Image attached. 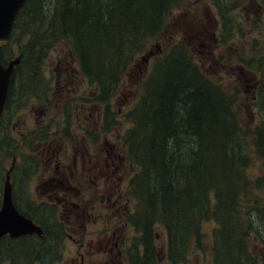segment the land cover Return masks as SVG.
I'll return each mask as SVG.
<instances>
[{
	"label": "trees",
	"instance_id": "16d2710c",
	"mask_svg": "<svg viewBox=\"0 0 264 264\" xmlns=\"http://www.w3.org/2000/svg\"><path fill=\"white\" fill-rule=\"evenodd\" d=\"M185 1L26 0L4 42L19 46L16 67H40L56 42L68 43L80 71L95 86L92 100L106 102L103 127H114L117 118L115 110L110 111L109 98L138 57L169 29V15ZM10 95L11 89L8 107ZM238 114L233 95L207 75L188 41L180 38L153 58L140 98L127 114L132 122L122 136L125 154L117 155L119 161L129 159L139 168L129 192L142 204L134 216L145 233L143 239H150L149 229L159 221L171 245L186 241L203 218L214 214L224 225L220 231L224 239L217 247L236 252L240 245L225 221L237 208V187L244 182L249 162L246 129ZM46 132L39 135L45 137ZM181 134H188L187 139ZM253 136L261 153L264 135L255 131ZM33 170L27 160L11 173L27 176ZM32 240L22 238V242Z\"/></svg>",
	"mask_w": 264,
	"mask_h": 264
},
{
	"label": "rangeland",
	"instance_id": "374dc122",
	"mask_svg": "<svg viewBox=\"0 0 264 264\" xmlns=\"http://www.w3.org/2000/svg\"><path fill=\"white\" fill-rule=\"evenodd\" d=\"M206 1L186 0L183 7L174 9L169 15V25L171 24L169 29L164 31L160 38L154 40L148 50L138 57L137 61L125 73L115 95L109 98L110 111L113 113V110H115L117 118L116 125L113 127L112 124L109 130L110 133L111 131L113 132V175L120 177L118 187L126 191V199L124 201L128 203L130 214L132 213L131 221L129 222L132 228L128 226V228L123 229L134 239L135 231H133V226L142 229L136 223L134 216L137 206L138 209H141L142 204L134 193L129 192V189L132 187L131 180L139 168L135 162L129 159L125 160L123 158L122 161L116 159L117 155L125 154L124 148H121L123 147L122 136L132 122L127 114L134 108L140 98L142 80L147 76L153 58L180 38L188 41L195 53L196 60L207 72V75L233 95V106L239 110L238 118L246 129L243 137L246 141L249 162H247L244 169V182L237 187V208L228 213L226 216L227 221H225L226 223L230 222L227 226L231 227V234L240 245L237 246L236 252H232V249L226 246L220 249L217 247L220 239H224V234L221 233L220 235L224 225L217 219L216 215L210 214L203 218L198 228L191 231L185 239V245L182 246L183 255L179 254L178 256L180 257L179 264H216L218 256H221L225 261L232 257V264H235L240 257L246 256L247 251L249 252V250L253 249L252 242L259 238L260 233L258 219L253 207L256 200V191L264 195V151L260 153L254 147L253 134L255 131H259L264 135V116L259 109L261 117L256 102L251 99V96H245L244 91L242 93L241 73L237 66L227 60L231 68H226L223 63L224 59L235 53V47H241L246 43V46L249 47L255 42V38L263 39L264 35L260 36L258 30L247 31L245 34L241 33L242 28L245 27L244 25H252L255 22L252 21L254 18L259 19L258 7L253 13L246 12V8L242 9L243 5L249 3V0H244L230 11V20L233 19L234 22L229 29V32H231L228 35L229 38L219 39L216 44V41L209 34L210 24H208V10L205 7ZM254 5H257V2ZM262 6L264 5L262 4ZM263 16L264 13L262 14ZM187 26H190V28ZM197 28L199 30L195 31ZM25 40L26 37L23 38L22 43ZM1 46L7 47L1 48ZM0 48L6 62L19 54V46L14 42H0ZM211 48L214 49L212 52L209 51ZM11 50L12 52L10 53ZM148 53L150 56L147 59L142 57ZM212 56L217 57V59L213 60ZM245 74L246 77H251L248 71ZM11 84L9 123L0 126V181L4 180L13 152L19 155L17 165L24 164L25 161L30 159V156H33L38 165L41 162V167L27 175L29 176L27 189L30 192V198L32 197L31 199L40 202L41 195L44 194L40 193L37 183L42 180L41 177H46L48 173L43 170L42 166L43 154L40 151L42 145L39 144V134L43 133V131H48L50 139H52L51 146L53 147L55 144V146L57 145L55 150L59 148V158L70 160L72 154L79 147L76 142L80 140L82 133L87 128L94 127L93 118L96 115L97 108L102 112L101 120H103V110L106 102L92 100L96 93L94 91L95 86L80 71L79 64L70 49V45L63 40L54 44L40 67L32 65L17 66L13 73ZM248 102L249 106L246 107ZM89 112L92 115H89ZM181 135L184 139H187L188 134ZM17 136L19 137L18 142L15 140ZM108 136L111 137L110 134ZM13 143H15L14 148H12ZM8 144H11V152H8L10 150L7 148ZM73 144L75 145L74 152ZM6 149L8 150L6 151ZM2 186L3 183L0 182V196L2 194ZM212 195L215 198L213 193ZM45 212L49 214L46 209ZM59 219L58 214L57 216L53 215L55 224L60 223ZM148 235L150 239L146 240L150 243L147 244L151 247V250L153 249L154 254L150 264H157L154 259L155 251L162 243H166L169 240V235L165 226L159 221L149 229ZM261 236H264V232H261ZM136 237L138 238V236ZM143 237L144 233L140 236L141 240L136 238L134 242L141 245L138 242L142 241ZM59 239L60 237L57 234L48 239L51 250V253L47 254L48 256L50 255L54 258L57 255H66L67 244L66 242L57 243ZM18 243L21 244L22 239ZM23 246L27 247L24 254L29 255L32 253L33 247L31 248L29 243H25ZM21 250L18 248V252ZM72 250H74V247ZM39 252L46 254L43 251ZM5 255L7 254H2V256ZM12 255L21 256L20 253L15 254V252ZM140 261L141 259L137 257V253H133L131 264H138ZM0 264H3V262ZM162 264H170V262L166 259Z\"/></svg>",
	"mask_w": 264,
	"mask_h": 264
},
{
	"label": "flooded vegetation",
	"instance_id": "af4514ba",
	"mask_svg": "<svg viewBox=\"0 0 264 264\" xmlns=\"http://www.w3.org/2000/svg\"><path fill=\"white\" fill-rule=\"evenodd\" d=\"M241 1L244 0H207L205 2V7L208 10V24H210L209 34L216 44L219 39L229 38L228 35L231 33L229 29L234 21L233 19L225 20V16H229L232 8L240 5ZM256 2L258 6L254 5ZM262 4L264 5V0H249L248 4L242 6V9L246 8V12L252 13L258 7L259 19L254 18L252 21L255 22L252 25H244L241 33L258 30L260 36L264 35V16L262 17L264 6ZM197 30L199 28L195 31ZM246 44L235 47V53L224 59L223 65L226 68H231L228 60L237 66L241 73L242 93L244 91L245 96H251V99L256 102L258 112L261 111L264 116V36L263 39L255 38V42L249 47ZM213 50L211 48L209 51ZM212 59L215 60L217 57L212 56ZM246 71L251 77H246ZM248 106L249 102L246 103V107ZM95 113L94 127L87 128L82 133L80 140L76 142L79 146L76 151L75 145H72L73 152H75L70 160L59 158V148L55 150L57 145L51 146L52 139H50L48 131L45 137L39 135V144L42 145L40 151L43 154L42 166L43 170L48 173L46 177H41L42 180L37 183L40 193L44 194H40V202L30 198V192L27 189L29 176L19 173L12 177L11 172L18 166L19 155L16 152L11 154L10 166L5 173L4 180L0 181L3 183L0 205L8 176L13 204L19 212L21 211L17 205L29 212L21 213L40 226L42 232H32L17 237L2 236L0 238V263L131 264L133 253H137V257L141 259L138 264H150L152 255H154L153 249L151 250L147 244L150 242L146 238L143 239L144 241H137L141 245L134 242L136 236L141 240L140 236L144 231L133 226L135 235L132 239L131 235L123 229L128 226L132 228L129 223L132 213L130 214L128 203L124 201L126 199L125 189L118 187L120 177L113 175V132L110 133V127H102V112L98 108ZM8 114L9 107L5 103L4 109L0 113V126L9 123ZM89 115H92L91 112ZM15 140L18 142L19 137H15ZM7 148L10 149V144L7 145ZM28 161L31 168L36 171L41 167V162L38 165L33 156H30ZM255 195L256 200L253 208L258 219L259 238L252 242L253 249L249 250L250 253L247 251L246 256L240 257L235 264H264V236H261V232H264V195L259 191H256ZM45 209L49 211V214L45 212ZM114 213L116 214L113 215ZM54 214L55 216L58 214L60 223L55 224ZM31 215H35L37 218L33 216L34 219ZM55 234L60 237L57 243L66 242L67 253L64 256L57 255L53 258L47 255L51 253L48 239ZM30 237L34 241L18 243L20 239ZM185 242L177 240L175 244L171 245V242L167 240L166 243H162L155 251L154 259L157 264H162L166 259L170 264H179L180 257L178 256L183 253L182 246ZM25 243H29L31 248L33 247L32 253L29 255L24 254L27 248L23 246ZM73 247L74 250H72ZM18 248L22 250L18 252ZM14 252L15 254L20 253L21 256L12 255ZM3 253L7 255L2 256ZM216 261V264H232L231 258L225 261L221 256H218Z\"/></svg>",
	"mask_w": 264,
	"mask_h": 264
},
{
	"label": "water",
	"instance_id": "95a60500",
	"mask_svg": "<svg viewBox=\"0 0 264 264\" xmlns=\"http://www.w3.org/2000/svg\"><path fill=\"white\" fill-rule=\"evenodd\" d=\"M26 0H0V42L8 38L17 12ZM150 54L142 56L147 59ZM16 56L3 63L0 58V113L4 109ZM41 233L42 229L30 218L19 212L12 201L9 177L7 176L0 205V238L8 234L17 237L27 233Z\"/></svg>",
	"mask_w": 264,
	"mask_h": 264
}]
</instances>
